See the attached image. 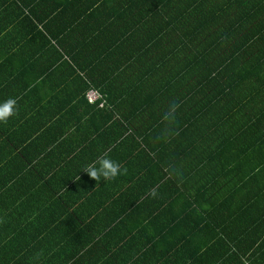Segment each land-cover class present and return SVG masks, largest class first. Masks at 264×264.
<instances>
[{"label":"trees","instance_id":"trees-1","mask_svg":"<svg viewBox=\"0 0 264 264\" xmlns=\"http://www.w3.org/2000/svg\"><path fill=\"white\" fill-rule=\"evenodd\" d=\"M35 93L97 153L0 154V264H264V0H0V102Z\"/></svg>","mask_w":264,"mask_h":264},{"label":"crops","instance_id":"crops-1","mask_svg":"<svg viewBox=\"0 0 264 264\" xmlns=\"http://www.w3.org/2000/svg\"><path fill=\"white\" fill-rule=\"evenodd\" d=\"M20 56L24 58L26 55L20 53ZM18 92H22V89H19ZM43 92L45 93V97H47L46 89H43ZM48 92H50V89H48ZM18 96L19 98L16 99L17 101L20 100V103L17 105V115L9 119L6 123L1 122L0 124V149H5L0 150V154H18V148L15 150L14 146L15 144L20 145L21 143L22 146L24 138H26L25 141H28V144L32 143L30 145L32 147L30 153L37 155L39 157L37 159L50 156L49 161H51L55 157L67 159L77 157L80 152L84 151L87 152L88 156H93L97 153L96 148L98 145H94L93 137L89 138L90 133L71 135L69 131L63 132L67 128L75 131L76 122L74 119L60 117L62 115L66 116L67 107L64 108V114H60V109L56 107L55 103L44 101L42 94L35 93L30 97L25 94H19ZM50 117L52 118L49 120ZM45 123L47 127H50V130L47 134L43 135L41 138L42 142L35 146L34 139L37 138L40 131L41 133L43 132ZM69 124L72 125L68 127ZM2 141L5 142L3 146L1 144ZM85 142L90 144V148L84 144ZM75 162L77 164L78 161ZM40 168L38 166V169ZM43 169H47V166H43Z\"/></svg>","mask_w":264,"mask_h":264},{"label":"clouds","instance_id":"clouds-1","mask_svg":"<svg viewBox=\"0 0 264 264\" xmlns=\"http://www.w3.org/2000/svg\"><path fill=\"white\" fill-rule=\"evenodd\" d=\"M17 104V99L11 97L3 102H0V122L6 123L9 119L17 115ZM178 108L179 104L173 102L164 112L162 122L165 123L168 128H171L175 124ZM176 134L178 135V133ZM82 171L86 173L90 179L96 182H100L102 180L112 181L121 175L127 174L126 167H122L120 162L107 155L98 157L96 160L86 165ZM152 195L155 197L156 193L153 192Z\"/></svg>","mask_w":264,"mask_h":264},{"label":"built area","instance_id":"built-area-1","mask_svg":"<svg viewBox=\"0 0 264 264\" xmlns=\"http://www.w3.org/2000/svg\"><path fill=\"white\" fill-rule=\"evenodd\" d=\"M87 98L90 102H95L97 100H100L102 98V95L97 89L92 88L87 92ZM103 105L104 102H101V106Z\"/></svg>","mask_w":264,"mask_h":264}]
</instances>
